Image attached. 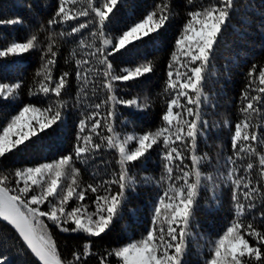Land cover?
<instances>
[{"label":"snow or ice","instance_id":"snow-or-ice-1","mask_svg":"<svg viewBox=\"0 0 264 264\" xmlns=\"http://www.w3.org/2000/svg\"><path fill=\"white\" fill-rule=\"evenodd\" d=\"M186 13L167 64L160 124L143 132L122 131L138 114L153 107L147 95L125 99L120 84H130L155 70L143 59L120 67L116 60L140 46H157L177 15L173 0H160L139 20L114 32V17L123 0H57L46 25L40 23L26 38L9 37L0 59L39 52L28 96L0 126V162L28 152L45 136L67 126L66 113L75 115L71 151L50 161L18 167L0 175V227L9 229L21 254L32 264H188L191 241L199 233L196 213L202 193L220 207V193L230 192L232 219L222 233L208 241L202 264H264V66L253 64L238 99L239 117L210 123L207 112L216 104L205 91L218 50L232 26L238 0H185ZM31 9V5L27 6ZM29 25L22 17L0 18V28ZM41 33H47L42 40ZM3 39V37H0ZM60 42L72 43V71L55 75ZM19 64V61H13ZM75 81L72 103L64 99ZM24 80L0 82V101H21ZM132 111L121 120L118 108ZM214 128L229 130L230 148L220 146L215 162L200 151ZM157 153L160 175L140 183L158 189L146 234L103 254L93 251L94 238H103L123 219L130 195L138 184L133 169L146 166ZM108 153L111 159H104ZM99 164L104 165L103 169ZM83 171L91 182H85ZM208 169H214L209 171ZM53 229L83 234L82 247L71 260L62 257ZM0 264L10 258L0 250Z\"/></svg>","mask_w":264,"mask_h":264},{"label":"trees","instance_id":"trees-1","mask_svg":"<svg viewBox=\"0 0 264 264\" xmlns=\"http://www.w3.org/2000/svg\"><path fill=\"white\" fill-rule=\"evenodd\" d=\"M160 0H123L120 11L114 17V32L126 27L128 24L139 20L152 10ZM57 0H0V18L22 17L29 28L17 25L13 27L0 28V47L5 46L9 37L17 40L26 38L28 31L35 30L40 23L46 25L52 12L55 10ZM31 5V9L27 6ZM173 7L177 15L170 22L168 32L159 46L148 42L133 52L131 56L117 58L116 63L120 67L148 59L154 62L153 73L141 78L139 81L130 84H120V95L125 99H130L137 94L147 95L153 100V107L146 113L138 114L134 119V124L124 127L118 124L122 131L143 132L154 129L160 124L159 116L164 110V100L162 91L166 79L167 64L170 53L173 49L175 38L187 19L186 13L191 9L186 6L185 0H173ZM47 33H41L43 40ZM60 55L55 75L63 71H72V64L65 63L70 57L74 47L72 43L60 42ZM19 61V64L13 63ZM253 64L264 66V0H238V7L232 20L222 47L218 50L216 59L211 67V75L207 81L205 91L216 104V107L207 112V119L210 123H219L225 117L233 124L239 117L238 99L241 91L248 83L247 72ZM40 67V54L34 52L26 54L24 57H8L0 59V82H15L17 79L24 80V87L21 89V101L12 102L0 101V126H2L11 115L18 111L23 103L35 102V98L28 96V88L32 85L36 70ZM72 79V88L69 95L64 99L71 104L75 94V81ZM131 109L120 106L118 115L121 120L131 112ZM67 126L57 132L45 136L40 144L31 148L28 152L19 156L11 157L0 162V175L11 173L18 167L31 166L40 162L50 161L60 155L67 154L72 149L74 142V119L72 111L66 113ZM229 130L226 128H214L208 136L207 143H200V151L207 152L213 157L215 162L220 146L230 148ZM104 159H111L108 153H104ZM99 159L97 163L99 164ZM82 177L85 182H91L88 172L83 171ZM101 170L104 165L99 164ZM212 171L214 169H208ZM133 173L137 176L138 184L134 193H129L131 199L129 208L136 209L135 215L125 211L123 219L115 227L103 235V238H94L93 251L103 254L105 249H112L127 243L130 239H140L146 234V230L151 222V209L158 189L155 185H145L140 183L144 176L158 178L160 167L157 153H153L151 160L144 167H136ZM220 207L211 201L209 193H202L200 209L196 213V228L199 233L196 239L191 241L189 253L186 257L188 264H202L207 251V243L222 233L228 222L232 219L230 192L224 188L220 193ZM54 237L57 240L62 257L71 260L72 252L76 248L82 247L86 237L83 234H65L53 229ZM13 233L6 228L0 227V250L4 251L10 258V264H32L34 257L30 254H21L16 251L15 241L12 239ZM115 264V258H111ZM87 264H99L96 256L90 257Z\"/></svg>","mask_w":264,"mask_h":264}]
</instances>
